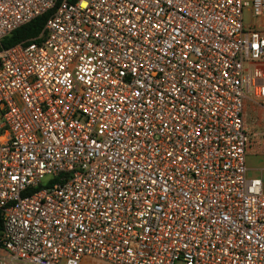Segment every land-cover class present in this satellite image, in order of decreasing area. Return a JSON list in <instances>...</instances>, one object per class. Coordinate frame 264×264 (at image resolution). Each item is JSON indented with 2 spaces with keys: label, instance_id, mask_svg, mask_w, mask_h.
Masks as SVG:
<instances>
[{
  "label": "built area",
  "instance_id": "obj_1",
  "mask_svg": "<svg viewBox=\"0 0 264 264\" xmlns=\"http://www.w3.org/2000/svg\"><path fill=\"white\" fill-rule=\"evenodd\" d=\"M48 13L0 49V264H264V0H0V43Z\"/></svg>",
  "mask_w": 264,
  "mask_h": 264
},
{
  "label": "crops",
  "instance_id": "obj_2",
  "mask_svg": "<svg viewBox=\"0 0 264 264\" xmlns=\"http://www.w3.org/2000/svg\"><path fill=\"white\" fill-rule=\"evenodd\" d=\"M244 122L252 140L247 152V175L249 178L261 179L264 188V102L247 97Z\"/></svg>",
  "mask_w": 264,
  "mask_h": 264
},
{
  "label": "trees",
  "instance_id": "obj_3",
  "mask_svg": "<svg viewBox=\"0 0 264 264\" xmlns=\"http://www.w3.org/2000/svg\"><path fill=\"white\" fill-rule=\"evenodd\" d=\"M63 0H57V4H60ZM77 0H69V2L74 3ZM51 13H48L42 17L37 18L33 22L24 25L17 29L10 37L4 39L0 43V49H8L13 46L22 43H29L32 40L38 38L43 31L44 25L50 16ZM3 231V219L0 213V239Z\"/></svg>",
  "mask_w": 264,
  "mask_h": 264
},
{
  "label": "rangeland",
  "instance_id": "obj_4",
  "mask_svg": "<svg viewBox=\"0 0 264 264\" xmlns=\"http://www.w3.org/2000/svg\"><path fill=\"white\" fill-rule=\"evenodd\" d=\"M245 22L248 23V24L251 22L250 15L248 13H245ZM253 23L256 24L257 20H254ZM89 262H91L90 264H108V263H105V262H102V261H98V260H91Z\"/></svg>",
  "mask_w": 264,
  "mask_h": 264
},
{
  "label": "snow or ice",
  "instance_id": "obj_5",
  "mask_svg": "<svg viewBox=\"0 0 264 264\" xmlns=\"http://www.w3.org/2000/svg\"><path fill=\"white\" fill-rule=\"evenodd\" d=\"M82 6L87 7V4L85 3ZM100 55H103V53L101 52Z\"/></svg>",
  "mask_w": 264,
  "mask_h": 264
}]
</instances>
